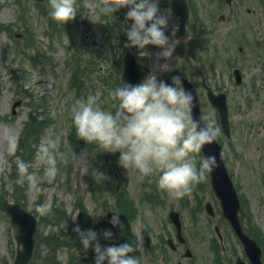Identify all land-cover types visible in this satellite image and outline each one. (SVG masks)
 Returning <instances> with one entry per match:
<instances>
[{
    "label": "rangeland",
    "instance_id": "rangeland-1",
    "mask_svg": "<svg viewBox=\"0 0 264 264\" xmlns=\"http://www.w3.org/2000/svg\"><path fill=\"white\" fill-rule=\"evenodd\" d=\"M81 3L77 6L79 11L76 17L68 22L67 30L58 35L32 0H0V24L9 26V30H0V156L6 152L7 138L11 135L19 137L30 117L45 121L41 129L28 139L30 151L27 156L31 157L28 163L33 182H25L22 186L16 184L23 206L38 220L41 215L47 217V214L37 212L36 206L50 208L53 204L54 208L65 211L71 227L78 224L80 200L85 210L86 229L97 233L102 248L129 241L135 243L134 234L142 230V246H137V252L129 254L137 256L139 264H176L178 260L181 264H212L216 251L221 264H232L236 257H243L233 232L219 217L209 220L203 211L196 212V208H202L204 203L198 197L205 200L209 196L207 187L196 192L195 186L190 195L179 200L172 199L157 189L155 176L141 181L135 169L127 170L118 163V152L111 153L109 157L110 153L103 152L98 145L87 144L77 137L71 121L72 104L88 94H95L104 109L115 112L109 92L117 86L123 51L129 49L126 47L128 9L118 10L112 19L96 8L97 0H83ZM241 12L244 36L251 40L264 38V23L260 14L252 15L254 13L249 14L244 9ZM230 22V26L234 24ZM45 26L50 29L46 30ZM105 27H110L112 33L117 31L111 40L112 44H106L108 32ZM257 27L260 31L255 29ZM165 63L169 65L167 71L161 68ZM172 66H175L173 60L159 62L154 71L157 79H164L171 84L172 81L167 82L166 76L171 72ZM254 70L256 69L253 67L249 68L248 74ZM108 75L112 77L105 81ZM101 76L105 77L102 79ZM74 79L78 80V88L73 85ZM77 90L78 94H75ZM17 100H21V104L12 113V104ZM203 113L213 117L210 109L206 108ZM231 119L233 131L227 144L237 142L236 149L246 153L255 151L251 145L255 138L260 139L264 145V107L261 100L257 99L254 104L237 111L232 109ZM249 129H252L251 133ZM49 136L54 137L58 145L56 151L60 174L55 180L45 175L46 165L38 158V146ZM195 155L198 164L202 156L200 153ZM14 161L15 157H9L5 172L0 173V197L8 201L15 200V187L9 177ZM102 177L108 181L104 188L99 186ZM252 182L250 175L245 184L242 183L244 188L241 186L243 193L249 195L246 197L248 218L243 223L249 233L254 231L263 235V185L252 188L246 185ZM201 183L207 184V178ZM121 188L127 191L128 196L123 198L124 194L121 202L115 204V190ZM107 209L120 211L122 227H115V234L106 222ZM170 209L177 210L180 214L183 235L192 251L190 258L181 257L184 246L177 245V250L173 252L165 243L167 237H172L175 241V230L167 217ZM214 223L220 225L224 234L226 250L223 249L224 252L221 253L219 240L211 231ZM45 226L42 242L38 244V249L41 250L37 262L45 264L50 259L49 264H53L52 254L43 242L52 233L58 234L59 228L66 233V226L62 223L58 226L46 223ZM106 230L112 233L107 240L103 237ZM14 234L13 226L0 209V264H12L16 248ZM68 247L66 244H58L53 253L57 264H79L73 261L76 260L73 255H80L81 250ZM85 253L91 258L88 263L95 264L94 250L89 248Z\"/></svg>",
    "mask_w": 264,
    "mask_h": 264
},
{
    "label": "clouds",
    "instance_id": "clouds-1",
    "mask_svg": "<svg viewBox=\"0 0 264 264\" xmlns=\"http://www.w3.org/2000/svg\"><path fill=\"white\" fill-rule=\"evenodd\" d=\"M123 7L128 8L126 18L132 21L126 28V47L135 48L136 54L144 58L151 56L147 46H155L161 49L160 58L165 61L171 58L175 42H170L166 34L170 15L160 11L159 0H98L96 4L104 16L112 19ZM78 11L76 0H49V16L58 24L73 20ZM178 27H172V32ZM161 68L167 71L169 65L165 63ZM109 96L115 112L104 109L95 94H88L72 104L70 114L76 135L87 144L98 145L103 152H118V163L127 170L135 169L141 181L155 176L157 189L179 200L190 195L217 167L215 155L203 156L197 164L195 154L213 143L220 129L210 115L193 118L194 98L179 76L173 77L171 84L158 80L155 74L139 84L120 80ZM57 147V140L51 136L45 137L38 146V158L46 165L45 175L53 180L60 174ZM18 150L19 137L9 136L6 152L0 156V173L5 172L9 157H15L18 174L15 183L22 186L33 182V174L29 171L30 164L16 156ZM36 210L40 214L50 211L43 205H37ZM112 213L110 223L113 227H122L120 211ZM74 231L82 250H94L95 264H139L137 256L129 254L142 246V230L134 234L135 243L129 241L107 248L100 246L94 230H81L77 225ZM111 236L109 230L103 233L106 240Z\"/></svg>",
    "mask_w": 264,
    "mask_h": 264
},
{
    "label": "flooded vegetation",
    "instance_id": "flooded-vegetation-1",
    "mask_svg": "<svg viewBox=\"0 0 264 264\" xmlns=\"http://www.w3.org/2000/svg\"><path fill=\"white\" fill-rule=\"evenodd\" d=\"M159 9L170 15V27L166 34L170 42H175L170 60L177 66V76L186 78L194 85L202 108L212 110L216 126L220 129L217 139L223 146L224 164L238 193L244 211L242 218L245 220L248 215L246 197L249 195L243 193L241 186L244 188L242 183L245 184L250 175L253 182L246 184L248 187L264 186V145L255 138L251 143L255 151L246 153L236 149L237 142L226 143L230 137L224 136L221 128L216 96H225L231 131L232 109L237 111L246 105L250 106L257 99L262 101L264 107V38H246L241 17V9H244L249 14L254 13L252 15L260 14L264 23V0H232L230 4L227 0H159ZM230 21L234 23L231 26ZM127 23L130 25L132 21L127 19ZM175 25H179V37L172 32ZM256 29L260 31L258 27ZM147 47L151 52L150 57H135L151 67L152 62L161 59L158 55L160 48ZM132 49L136 52L135 48ZM251 67L256 70L249 75L248 69ZM208 93H211V98ZM208 189V200L215 212L214 219L220 211V204Z\"/></svg>",
    "mask_w": 264,
    "mask_h": 264
},
{
    "label": "water",
    "instance_id": "water-1",
    "mask_svg": "<svg viewBox=\"0 0 264 264\" xmlns=\"http://www.w3.org/2000/svg\"><path fill=\"white\" fill-rule=\"evenodd\" d=\"M137 65L138 63L132 57H127L125 59L124 69L121 74V80L123 82L139 84L144 80L145 76L147 75V70L142 67L141 70L137 71ZM185 89L191 91L194 98L195 106L192 111L193 118L198 119L202 117L199 108V102L193 88L190 84H188ZM219 102L220 103H217V106L220 111L221 124L223 129L227 130L228 122L226 119V107L222 98H220ZM17 104H19V101L13 105V109ZM202 151L204 156L215 155L217 157V167L209 173V180L212 190L221 204L222 216L225 217L233 226L236 234L243 244L245 253L248 256L250 263L262 264L260 260L259 247L247 234L244 233L238 220L237 210L240 209V207L235 189L222 161L221 147L216 141H214L211 144L205 145ZM0 207L9 217V220L16 231L15 240L17 243V253L13 264H27L33 251V236L37 228L36 218L34 215L26 211L18 202H9L7 200H3ZM108 217L111 219L110 213L108 214ZM169 218L175 224L178 240L180 242H184V238L181 234V222L178 213L175 211H170ZM168 243L171 245L170 240H168ZM20 245L22 246L21 248L19 247ZM236 264L244 263L238 260Z\"/></svg>",
    "mask_w": 264,
    "mask_h": 264
},
{
    "label": "trees",
    "instance_id": "trees-1",
    "mask_svg": "<svg viewBox=\"0 0 264 264\" xmlns=\"http://www.w3.org/2000/svg\"><path fill=\"white\" fill-rule=\"evenodd\" d=\"M2 28H7V27L0 24V29H2ZM43 124L44 123L39 122V121L35 120L34 118L29 119V121L26 123V125L23 129L24 131H23V133L19 139V150L17 151L16 156H19L21 159H23L26 162H28L31 159V157L27 156L28 152L30 151V148H29L30 143H29L28 139L31 135L34 136L35 132L37 133L41 129ZM17 175H18L17 169L14 166L12 169V172H11V177L14 180V187H15L14 196H15V200H22L17 194V188H16V183H15ZM0 199H1V197H0ZM78 207L80 208L81 215H80V218L78 220V224L71 226L73 229L71 227H69V225H68L69 218H68V216H65V211L60 209V208H54V207H52L50 209V211L47 214V217H44V216L41 217L40 225H41V229H43L44 226L46 225V223H51L50 221L55 223V222L60 220V222L62 224H64V226H66V227H64L66 230V233H63L62 232L63 229L60 228V234L63 235V236H60V241H62L64 243V245L66 244L69 247H71L73 250H76V249L81 250L80 255H73L76 258V260H73V261L75 263L78 262L79 264H89L88 261H90L91 258L87 257L85 251L82 250L78 235L74 231V228L77 225H79L81 230H85V231L87 230L86 229L87 228V222H85V220H84L85 210H84L83 205H82L80 200L78 202ZM60 222H57L55 224L61 225ZM39 236H40V238H38V236H37L38 240L43 239V235L41 233L39 234ZM46 241H47V243H46L47 245L52 244V242L57 243V242H59V236H55V239H54L53 235L51 234L50 236H48L46 238Z\"/></svg>",
    "mask_w": 264,
    "mask_h": 264
}]
</instances>
